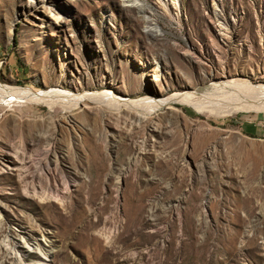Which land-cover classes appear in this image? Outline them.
<instances>
[{
  "label": "rangeland",
  "instance_id": "1",
  "mask_svg": "<svg viewBox=\"0 0 264 264\" xmlns=\"http://www.w3.org/2000/svg\"><path fill=\"white\" fill-rule=\"evenodd\" d=\"M132 1L0 0L2 87L83 98L0 91V264H264V0Z\"/></svg>",
  "mask_w": 264,
  "mask_h": 264
},
{
  "label": "bare ground",
  "instance_id": "2",
  "mask_svg": "<svg viewBox=\"0 0 264 264\" xmlns=\"http://www.w3.org/2000/svg\"><path fill=\"white\" fill-rule=\"evenodd\" d=\"M132 2L137 3L138 0H134ZM251 84H252V82L250 83V81L246 80L244 82L235 81L233 83H219V84H217V87H218V90L223 91L225 94L226 93L229 94V97L232 98V100H234L232 103L230 102L231 103L230 104L231 110H242V109L247 110V109H261V108L263 109L264 108V90L261 87L255 89V88H253V86ZM0 91H6V92H4L6 102L7 103L10 102V104L8 105V108L15 107L16 104H18L19 106L24 105L27 107V105H29V104L31 105L34 102L35 103H44V104L46 102H50V103H57L58 104L61 102H65V100L67 101L68 99L74 100V102H79V100L83 99L82 97H74V96H68V95L65 96L64 92H62V91H60L58 94H54V92H52V93H49L48 96L47 95L41 96L40 94H37V93H35L31 90H27V89L6 90L2 87L1 84H0ZM66 97H68V98H66ZM21 100H23V101H21ZM174 100L176 101L177 98L172 99V101H174ZM190 101L192 103V100H190ZM12 103H14V104L11 105ZM111 103H112L111 106L114 104L113 107L116 109H119L120 104L123 105V103L125 105V106L123 105L125 107L124 109H127V110L132 109V108H134V106H136L132 102H121V101H115L114 100V102L111 101ZM163 105L164 104H161V103L158 104L157 103L158 107H162ZM244 105H246L245 108H244ZM19 106H17V107H19ZM157 106L155 108H157ZM150 109H153V108H150ZM195 109L197 111L203 113V114L207 113V112H204L200 109H197V108H195ZM46 260H48V259H46ZM43 264H45V263L43 262Z\"/></svg>",
  "mask_w": 264,
  "mask_h": 264
}]
</instances>
